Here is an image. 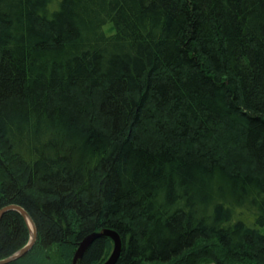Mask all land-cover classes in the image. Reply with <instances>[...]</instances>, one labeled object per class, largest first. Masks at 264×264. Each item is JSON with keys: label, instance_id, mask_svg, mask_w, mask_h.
I'll return each instance as SVG.
<instances>
[{"label": "trees", "instance_id": "obj_1", "mask_svg": "<svg viewBox=\"0 0 264 264\" xmlns=\"http://www.w3.org/2000/svg\"><path fill=\"white\" fill-rule=\"evenodd\" d=\"M9 205L38 236L4 264H73L104 229L115 264H264V0H0ZM30 238L7 211L0 261Z\"/></svg>", "mask_w": 264, "mask_h": 264}, {"label": "water", "instance_id": "obj_2", "mask_svg": "<svg viewBox=\"0 0 264 264\" xmlns=\"http://www.w3.org/2000/svg\"><path fill=\"white\" fill-rule=\"evenodd\" d=\"M9 210H17L23 215V217L26 219V221H27V223L31 229V238H30V241L24 247H22L20 250H18L15 254H13L9 258L0 261V264L9 263L13 260H16V259L26 255L35 245L36 240H37V236H38L37 228H36L34 222L32 221V219L30 218L28 212L23 207H21L19 205H9V206L2 208L0 210V219ZM102 236H109L112 238V240L114 242V247H113V250H112L110 256L102 264H115L117 262L119 256L121 255V252L123 249V242H122V238H121L120 234L117 231L111 230V229H104L102 231L93 232V233L87 235L81 241V243H80V245H79V247L75 253L73 264H76L83 257V255L85 254L87 249L91 246V244L97 238L102 237Z\"/></svg>", "mask_w": 264, "mask_h": 264}, {"label": "rangeland", "instance_id": "obj_3", "mask_svg": "<svg viewBox=\"0 0 264 264\" xmlns=\"http://www.w3.org/2000/svg\"><path fill=\"white\" fill-rule=\"evenodd\" d=\"M110 27V26H109ZM262 230L264 231V228H262Z\"/></svg>", "mask_w": 264, "mask_h": 264}]
</instances>
